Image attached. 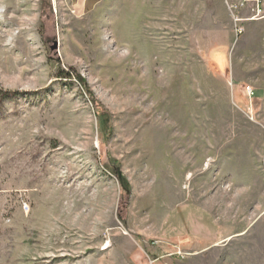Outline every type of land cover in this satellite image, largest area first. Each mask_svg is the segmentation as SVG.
<instances>
[{"label":"rangeland","instance_id":"obj_1","mask_svg":"<svg viewBox=\"0 0 264 264\" xmlns=\"http://www.w3.org/2000/svg\"><path fill=\"white\" fill-rule=\"evenodd\" d=\"M242 27L225 0H0V264H264V20Z\"/></svg>","mask_w":264,"mask_h":264},{"label":"built area","instance_id":"obj_2","mask_svg":"<svg viewBox=\"0 0 264 264\" xmlns=\"http://www.w3.org/2000/svg\"><path fill=\"white\" fill-rule=\"evenodd\" d=\"M226 7L231 13L232 20L237 25L236 33L243 35L245 28L243 23H254L264 20V0H225ZM245 13L243 17L241 14ZM246 96L254 98L255 91L251 87H246Z\"/></svg>","mask_w":264,"mask_h":264},{"label":"trees","instance_id":"obj_3","mask_svg":"<svg viewBox=\"0 0 264 264\" xmlns=\"http://www.w3.org/2000/svg\"><path fill=\"white\" fill-rule=\"evenodd\" d=\"M50 7V5H49ZM66 77H69V74H65ZM74 78H77V80L82 84L83 88H85V90L88 91L89 95L91 96V98H93V94L88 90V87H87V82L82 78L81 75H76ZM93 100H95L93 98ZM96 103V101H95ZM97 104V103H96ZM99 106V105H98ZM97 116H99V119L101 120L102 122V128L104 129V131H107L109 132V123H110V118H109V115L107 112H104L102 111L99 107H97ZM117 163L115 161H111V163L107 164L106 166H108V168L111 169V171L114 172V174L116 175V179H119L120 183H122V187H123V191L126 192L127 195L130 194V187H129V184L127 182L126 179L123 178V175L122 173L119 171V166L116 165Z\"/></svg>","mask_w":264,"mask_h":264},{"label":"crops","instance_id":"obj_4","mask_svg":"<svg viewBox=\"0 0 264 264\" xmlns=\"http://www.w3.org/2000/svg\"><path fill=\"white\" fill-rule=\"evenodd\" d=\"M73 7H78L82 10H90L97 8L104 0H67Z\"/></svg>","mask_w":264,"mask_h":264},{"label":"water","instance_id":"obj_5","mask_svg":"<svg viewBox=\"0 0 264 264\" xmlns=\"http://www.w3.org/2000/svg\"><path fill=\"white\" fill-rule=\"evenodd\" d=\"M56 47H57V43H54V44L51 46L52 49H53V48H56ZM57 52H58V50H56V52H54V53L58 54Z\"/></svg>","mask_w":264,"mask_h":264}]
</instances>
